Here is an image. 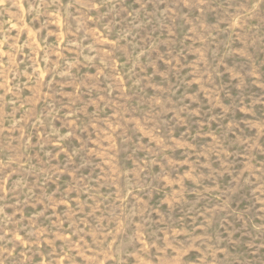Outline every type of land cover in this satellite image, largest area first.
Segmentation results:
<instances>
[{
    "label": "rangeland",
    "instance_id": "374dc122",
    "mask_svg": "<svg viewBox=\"0 0 264 264\" xmlns=\"http://www.w3.org/2000/svg\"><path fill=\"white\" fill-rule=\"evenodd\" d=\"M0 264H264V0H0Z\"/></svg>",
    "mask_w": 264,
    "mask_h": 264
}]
</instances>
